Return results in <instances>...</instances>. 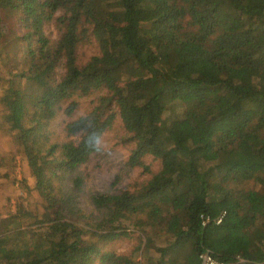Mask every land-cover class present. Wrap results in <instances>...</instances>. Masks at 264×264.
<instances>
[{
  "label": "trees",
  "instance_id": "1",
  "mask_svg": "<svg viewBox=\"0 0 264 264\" xmlns=\"http://www.w3.org/2000/svg\"><path fill=\"white\" fill-rule=\"evenodd\" d=\"M0 57L22 65L0 101L44 201L39 228L0 236V264L264 261V0H0ZM116 124L150 177L91 192L85 216L81 167ZM128 231L130 253L104 249Z\"/></svg>",
  "mask_w": 264,
  "mask_h": 264
},
{
  "label": "rangeland",
  "instance_id": "2",
  "mask_svg": "<svg viewBox=\"0 0 264 264\" xmlns=\"http://www.w3.org/2000/svg\"><path fill=\"white\" fill-rule=\"evenodd\" d=\"M4 26L5 36L9 38L12 28L6 25V22ZM19 32L23 34L24 31L19 30ZM8 51V57H11L12 49L9 48ZM93 54L94 50L90 46H85L79 52L80 61L82 63L86 62ZM21 68L22 65H15L10 62L6 64V61L0 57V99L2 88L7 87L8 83L14 81L12 80L13 76ZM8 71H10L11 76H9ZM17 80L15 78L14 83H17ZM90 107V99L82 100L76 116L85 114ZM4 115V105L0 101V236L11 231L25 230L26 232L39 228L37 226H39L44 210V201L35 189L34 177L25 160L23 148L19 146L18 136L10 130ZM65 119V116L60 113L57 120L65 121ZM117 126L119 124H116L114 129L104 134L99 142V150L81 167L85 180L84 191L79 198L80 204L78 207L82 211L84 210L85 216L90 212L93 216L97 215L87 200V196L91 192L112 194L119 193L124 189L131 190L145 183L150 177L149 173L140 168L129 170L124 166L129 155V148L120 143L123 132L119 131ZM51 129L55 135L60 134L61 128H57V125L52 126ZM146 164L151 165L152 172H156L159 168V162L152 161L150 158L146 160ZM244 185L245 188L252 186L251 183ZM17 212L19 213L18 219H11ZM128 234L130 235L128 238H120L105 244L104 249L114 251L117 254L130 253L137 243L136 236L138 234L132 231H128ZM160 245L155 243L151 250H143L144 254H147L146 261L157 259V248Z\"/></svg>",
  "mask_w": 264,
  "mask_h": 264
},
{
  "label": "built area",
  "instance_id": "3",
  "mask_svg": "<svg viewBox=\"0 0 264 264\" xmlns=\"http://www.w3.org/2000/svg\"><path fill=\"white\" fill-rule=\"evenodd\" d=\"M220 220L217 221L219 223ZM239 263L243 262L242 260L238 261ZM199 264H234V263H224L216 260L212 255V252L208 249L203 250L199 255ZM260 264H264V261Z\"/></svg>",
  "mask_w": 264,
  "mask_h": 264
}]
</instances>
